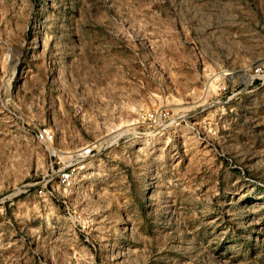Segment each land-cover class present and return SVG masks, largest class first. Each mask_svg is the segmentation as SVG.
<instances>
[{"label":"rangeland","instance_id":"1","mask_svg":"<svg viewBox=\"0 0 264 264\" xmlns=\"http://www.w3.org/2000/svg\"><path fill=\"white\" fill-rule=\"evenodd\" d=\"M261 60L264 0H0V264H264Z\"/></svg>","mask_w":264,"mask_h":264},{"label":"built area","instance_id":"2","mask_svg":"<svg viewBox=\"0 0 264 264\" xmlns=\"http://www.w3.org/2000/svg\"><path fill=\"white\" fill-rule=\"evenodd\" d=\"M253 71L258 78H264V60L259 61V63L254 66ZM166 116L167 112L163 109H159L145 111L141 113L140 118L150 123L157 124ZM55 138L54 130L48 125H39L34 131V139L46 147L49 156L57 157V160L51 161L52 169L56 166L54 176L48 178L42 186L37 189V193L40 196L58 200L57 190L60 187L63 190H68L74 186L75 180L79 175V163L93 155L95 145L93 143H88L71 154L63 152L62 155H59L58 151L60 150L56 149L53 145Z\"/></svg>","mask_w":264,"mask_h":264},{"label":"bare ground","instance_id":"3","mask_svg":"<svg viewBox=\"0 0 264 264\" xmlns=\"http://www.w3.org/2000/svg\"><path fill=\"white\" fill-rule=\"evenodd\" d=\"M225 74V73H224ZM232 74H233V72H232Z\"/></svg>","mask_w":264,"mask_h":264}]
</instances>
